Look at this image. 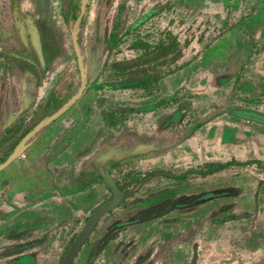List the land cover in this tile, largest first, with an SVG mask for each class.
<instances>
[{
	"label": "rangeland",
	"instance_id": "obj_1",
	"mask_svg": "<svg viewBox=\"0 0 264 264\" xmlns=\"http://www.w3.org/2000/svg\"><path fill=\"white\" fill-rule=\"evenodd\" d=\"M1 1L12 18L13 0ZM222 1L18 0L19 11L44 16L58 51L51 62L59 61L54 87L20 125L32 127L27 133L51 125L45 132L56 149L52 174L57 182L78 179L46 202V242L0 243V264H18L28 249L38 257L21 263L216 264L222 257L232 264L242 252L258 257L264 249L258 233L264 232V72L257 66L264 13L256 3L237 18L233 49L224 36L230 21L222 20ZM39 20L22 16L9 31L0 23L2 74L22 71L33 83ZM74 32L86 88L48 123L81 85ZM190 64V84V75L172 79ZM222 67L228 74L218 83ZM149 76L152 83L139 88L104 89ZM199 76L202 84L194 80ZM3 135L0 164L13 151L4 152ZM109 161L118 164L109 168ZM217 165L224 167L193 173ZM107 177L119 202L95 217L81 242L92 214L112 199ZM249 234L256 237L247 244Z\"/></svg>",
	"mask_w": 264,
	"mask_h": 264
},
{
	"label": "crops",
	"instance_id": "obj_2",
	"mask_svg": "<svg viewBox=\"0 0 264 264\" xmlns=\"http://www.w3.org/2000/svg\"><path fill=\"white\" fill-rule=\"evenodd\" d=\"M222 2L223 4L220 8L221 17H223L222 20L226 17V19L230 21V25L228 23V29H226L224 36L226 38H232L231 40L234 41H232L233 49H235L238 48L237 45L239 41L233 39L232 36L237 34L238 26L233 24L237 22V18H239L240 15L251 12V10L255 8L256 3L262 5V13H264V0H223ZM233 3L235 5H233ZM20 13L34 14V19L41 20L44 18L43 15H36L32 10H20ZM257 16L258 15L253 17L256 18ZM15 19L16 15L12 14V18H10L6 15L4 9L0 8V23L6 30L15 25ZM261 25L263 29L264 24ZM186 51L190 52L191 46L188 47ZM234 58L235 57L230 59L226 64L229 68V72L230 68L231 71H233L232 68L234 65L232 64L237 62ZM58 62V58H55L50 63L49 70L45 73L39 85H36L34 81L33 84L30 77L22 71H19V73L15 75L14 71L11 73L6 70V73L2 74L3 71L0 70V134L3 135L6 130L20 123L26 115L30 114L34 105L47 98L48 93L55 84V82L53 84V80L56 76L55 71ZM193 66V64H190V66L184 67L182 71L180 70L173 74L172 79H183V81H185L186 75H190V79H188V83L190 84L193 80ZM257 66L259 67L258 70L262 69V72H264V56L262 58V64ZM224 67L220 68V73L217 77L218 83L223 78L221 75L228 74V71L225 70ZM201 79L199 76L198 79L194 80L202 84ZM214 80H216V77ZM49 127H51V125L42 128L38 134L30 140L25 150L21 151L14 161L0 171V243L46 242L45 228L48 222L46 202L56 199L57 194H62L64 187H71L67 185H71L78 179L70 178V180L65 178V180L63 179L57 182L58 179H56V175L52 174V171H56L54 169L56 166H52L55 164V154H50L53 150V143L50 142V138H47V133L45 132L49 131ZM117 138H119V136ZM49 143H51V146ZM137 143L140 146L142 145V141H137ZM55 151L56 149L53 150V153H55ZM58 162L60 163L58 168L62 171L64 167L62 165V159L58 160ZM50 219L52 218L50 217ZM258 233H260V235L262 234L261 239L264 240V232ZM254 236L253 234L247 235V244L253 241ZM15 237L17 238L16 240ZM34 250L31 251L28 249L26 252L20 253L17 256L18 264H24L21 263L20 260L26 256L30 257L31 260L36 259L38 256L34 254ZM259 251L260 254L256 253V256H258L257 258L252 257L251 253L242 252L232 264H253V262H256L255 264H260L261 261L262 264H264V249ZM193 257H195V254ZM259 259L262 260L259 262ZM30 264H32V262ZM193 264H196L195 261ZM216 264H225V261L221 257L220 261L217 262L216 260Z\"/></svg>",
	"mask_w": 264,
	"mask_h": 264
},
{
	"label": "trees",
	"instance_id": "obj_3",
	"mask_svg": "<svg viewBox=\"0 0 264 264\" xmlns=\"http://www.w3.org/2000/svg\"><path fill=\"white\" fill-rule=\"evenodd\" d=\"M11 8L12 10H16V19H19L22 16H26L30 18L33 23L36 22L33 16H31L30 14L26 13L23 15L20 13V11L18 10V0L12 1ZM38 24H39L38 35L40 37V44H39L40 54L39 56H37L39 58H37V63H36L37 65L36 75L34 74H31V75L34 81L36 82V84L39 85L41 79H43L45 73L48 70L51 60L58 53V51L55 50V52H53V49H52L53 34H52L51 29L47 25L44 24L43 20H39ZM152 81L153 80L151 76H149V77L139 78L136 80H127L124 83L108 84L105 86L104 89L116 90V89L139 88V87L152 83ZM47 110L49 109L47 108ZM20 124L21 123H18L15 126H13L11 129L6 130L3 137L1 138V144H2L1 147L4 149V152L6 154H9L13 150V148L16 146V144L23 138V136L30 129H32V127L30 126H25V125L23 126ZM107 163H108L107 165L109 166V168H114L118 164V162L116 161H109ZM222 167H224V165L223 166L217 165L215 167H208V169H206L203 172H193V173L206 175V174L213 173Z\"/></svg>",
	"mask_w": 264,
	"mask_h": 264
},
{
	"label": "water",
	"instance_id": "obj_4",
	"mask_svg": "<svg viewBox=\"0 0 264 264\" xmlns=\"http://www.w3.org/2000/svg\"><path fill=\"white\" fill-rule=\"evenodd\" d=\"M14 15H16V12H15ZM72 41H73V45H74L75 55H76V58H77L78 69H79V72H80L81 85H80V88H79V91L77 92V94L75 96H73L68 103L64 104L57 112H55L52 116H50L48 118V120H47L48 123L52 122L53 120L58 118L60 115H62L67 110L68 106L70 104L74 103L81 96V94L83 93V91L86 88L87 78H86V75L84 73V68H83L81 57H80L79 47H78V44H77V35H76L75 32L72 34ZM43 126L44 125L42 123H39L37 126H35L33 128L32 131L27 133L20 140V142L16 145V147L13 149V151L7 157V159L3 163L0 164V171L3 170L5 167H7L12 161H14L18 157L19 153L26 146V143ZM107 182L109 183V187H110L111 192L113 194L112 195V199L109 202H107L105 205L101 206L96 212H94L92 214V216L90 217V219L87 222L86 229L83 231L82 235L80 236V241L81 242L85 239V237L87 236L89 230L92 228V226H93V224L95 222V217L99 213L104 212L110 206H113V205H115V204H117L119 202V197L121 196L120 192L117 191V189L114 187L113 183L111 182V180L108 177H107Z\"/></svg>",
	"mask_w": 264,
	"mask_h": 264
},
{
	"label": "bare ground",
	"instance_id": "obj_5",
	"mask_svg": "<svg viewBox=\"0 0 264 264\" xmlns=\"http://www.w3.org/2000/svg\"><path fill=\"white\" fill-rule=\"evenodd\" d=\"M2 3H3V2L0 0V8L2 7Z\"/></svg>",
	"mask_w": 264,
	"mask_h": 264
}]
</instances>
